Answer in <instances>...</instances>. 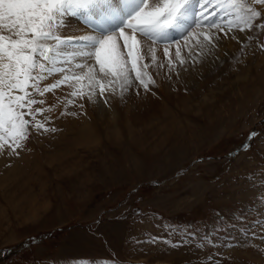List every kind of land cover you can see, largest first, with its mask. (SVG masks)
<instances>
[{"label":"rangeland","instance_id":"374dc122","mask_svg":"<svg viewBox=\"0 0 264 264\" xmlns=\"http://www.w3.org/2000/svg\"><path fill=\"white\" fill-rule=\"evenodd\" d=\"M229 38L222 49L241 62L227 58L214 79L195 83L188 75L180 79L182 71L177 77L149 69L157 86L147 93L130 90L124 102L110 96L109 105L101 102L112 108L103 116L86 99L77 102L83 110L69 108L75 117L60 116L61 104L45 113L56 132H32L18 156L0 155V264L110 261L113 254L121 264H202L214 251L222 253L223 259L214 257L221 264H264L253 247L201 251L136 243L149 236L178 240L165 224L211 228L216 213L231 221L264 193V30L243 52ZM157 55L166 65L162 48ZM253 131L261 136L230 161L228 153ZM136 209L143 214L134 215ZM256 219L246 215L240 226ZM251 242L264 247L260 239Z\"/></svg>","mask_w":264,"mask_h":264},{"label":"snow or ice","instance_id":"6c2138e0","mask_svg":"<svg viewBox=\"0 0 264 264\" xmlns=\"http://www.w3.org/2000/svg\"><path fill=\"white\" fill-rule=\"evenodd\" d=\"M262 30L264 0H0V155L7 150L8 155L18 156L17 150L25 149L32 132H56L57 128L48 126L51 115L45 113L55 112L61 104L60 116L75 117L77 113L69 108L83 110L84 104L78 101L109 105V97L117 96L124 102L130 90L136 89L139 95L138 89L147 93L157 86L153 71L158 75L166 68L178 77V67L194 66L208 57L218 61L222 40H236L243 52ZM237 33L244 34L243 41ZM259 47L264 49V44ZM161 48L166 65L157 55ZM229 62H241L240 55L229 57ZM53 77V82L44 83ZM165 78L171 80V75ZM57 90H64V95L57 96ZM49 93L55 98L51 104ZM258 136L261 133L250 132L241 146L228 153V159L248 151ZM257 201L243 214L234 213L231 221L216 213L211 228L165 224L169 237H179L175 242L149 236L136 243L159 242L172 249L194 245L201 251L253 247L264 255V247L251 242L264 241V235L254 231L264 232V193ZM142 214L134 210V215ZM251 214L257 219L241 227ZM216 256L224 258L214 251L202 264H221ZM75 264L121 262L113 254L110 261L100 258Z\"/></svg>","mask_w":264,"mask_h":264},{"label":"bare ground","instance_id":"6f19581e","mask_svg":"<svg viewBox=\"0 0 264 264\" xmlns=\"http://www.w3.org/2000/svg\"><path fill=\"white\" fill-rule=\"evenodd\" d=\"M239 34V33H237ZM241 35V38L244 37V34H240ZM230 39V38H229ZM224 40L221 41V47L218 49L217 51V56L219 57V60L216 61L215 63L211 62L213 60L212 57H208L203 63H199V64H195L194 66H192V64L189 65V67L187 68V71H183V70H178L179 71H182V73L180 75H182L180 79H183V80H187V78L191 81H195L196 82H205V81H208L210 78L214 79L215 76L217 75V68H218V65L221 64L220 61H225L228 57V55H225V52L222 48H223V45H225L223 42ZM232 42V40H230ZM223 42V43H222ZM234 44V43H232ZM231 44V45H232ZM227 45V44H226ZM237 45L240 46V44H234V46L237 47ZM233 46V47H234ZM232 47V48H233ZM235 47V48H236ZM225 49V48H224ZM231 49V48H230ZM233 50V49H232ZM228 54V53H227ZM160 57V56H159ZM227 64V63H225ZM231 64V63H230ZM187 66V65H186ZM200 68H199V67ZM226 66V65H225ZM198 67V68H197ZM220 68V67H219ZM217 70V71H216ZM221 72V71H220ZM219 73V72H218ZM188 75V77L186 78V76ZM155 76V75H154ZM164 79V78H163ZM190 84V83H189ZM97 109L99 110V114L101 116L104 115V111L106 110L108 113H110V111L112 110H109V109H106L104 107H102V103L100 102L99 105L96 104ZM108 108V107H107ZM114 111V110H113ZM112 111V112H113Z\"/></svg>","mask_w":264,"mask_h":264}]
</instances>
